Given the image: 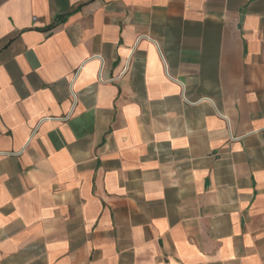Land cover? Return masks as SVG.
<instances>
[{"label":"crops","instance_id":"0c3cea01","mask_svg":"<svg viewBox=\"0 0 264 264\" xmlns=\"http://www.w3.org/2000/svg\"><path fill=\"white\" fill-rule=\"evenodd\" d=\"M0 264H264V0H0Z\"/></svg>","mask_w":264,"mask_h":264}]
</instances>
